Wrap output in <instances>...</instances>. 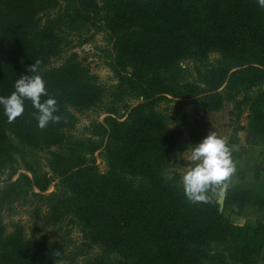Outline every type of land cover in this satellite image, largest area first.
<instances>
[{
	"label": "trees",
	"instance_id": "1",
	"mask_svg": "<svg viewBox=\"0 0 264 264\" xmlns=\"http://www.w3.org/2000/svg\"><path fill=\"white\" fill-rule=\"evenodd\" d=\"M91 30L109 36L114 72L147 102L125 121L108 117L96 126L107 136L105 173L87 158L94 142L65 132L74 119L70 109L94 108L104 90L75 54L58 67L50 63L69 38ZM212 55L218 57L214 62ZM36 61L33 74L42 76L48 93L41 102L54 98L60 120L41 129L30 100L12 121L0 106V158L12 150L11 139L39 151L54 149L48 167L60 183L45 195L51 177L41 186L42 179L32 183L20 177L29 189L39 188L38 197L49 209L45 222L34 224L29 234L20 225L7 232L0 220V264H63L79 256H88L83 264H257L264 259V224L233 225L213 197L217 188L209 189V202L192 203L183 186L164 178L162 167L176 134L150 109L166 96L200 97L206 107L216 108L220 89L249 91L263 84L259 0H0V97L9 96L21 76L31 75L27 69ZM186 61L199 65V83L173 81L172 72ZM251 108L264 113V91ZM67 219L81 227L83 240L69 252L65 241L56 243L45 231ZM95 248L100 253L89 257Z\"/></svg>",
	"mask_w": 264,
	"mask_h": 264
},
{
	"label": "rangeland",
	"instance_id": "2",
	"mask_svg": "<svg viewBox=\"0 0 264 264\" xmlns=\"http://www.w3.org/2000/svg\"><path fill=\"white\" fill-rule=\"evenodd\" d=\"M109 39L104 31L95 30H91L82 38H69L70 44L62 49L58 58H53L50 62L51 67H58L72 53L75 54L76 61L83 63L96 85L104 90L102 99L94 108L83 111L70 109L74 119L65 130L66 135L79 139L89 138L94 142L92 146H96V149L91 155L87 154V158L93 160L100 173H105L107 169L104 159L107 136L96 126L105 124L108 117L125 121L132 109L147 103L138 90L131 89L123 80L125 86L121 84L122 76L112 68ZM217 58L216 55H212L209 61L214 62ZM198 66L197 63L187 61L179 63L171 74L173 81L179 84L199 83L196 71ZM263 91L264 83L249 91L222 88L219 90L221 102L216 108L206 107L200 97L181 100L166 96L153 101L150 105L151 111L164 119L169 129L176 134L171 151L162 167L164 178L172 185L182 187V177L192 166L187 154L183 153L190 145L194 146L202 141L211 131L224 138L228 145L233 143L241 128L240 124L257 111L251 107L256 97ZM11 141L12 150L0 158V220L7 232H12L15 226L20 225L26 234H29L34 224L41 226L45 222L42 221V217L48 212L49 207L47 202L39 199L38 196L41 194L39 188L33 185L32 189H29L28 184L20 177L26 176L32 183L35 179H42L40 186L51 177L45 195L54 193L60 180L52 178L48 167L49 154L54 149L39 151L20 145L15 139ZM13 183L20 185L16 189L8 188ZM80 228L77 224H68L67 219L61 225L48 227L45 231L54 242L65 241L64 245L69 252L80 247L83 241ZM96 253L99 254L100 250L95 248L89 257H94ZM87 258L88 256H79L74 262L63 264H83Z\"/></svg>",
	"mask_w": 264,
	"mask_h": 264
},
{
	"label": "clouds",
	"instance_id": "3",
	"mask_svg": "<svg viewBox=\"0 0 264 264\" xmlns=\"http://www.w3.org/2000/svg\"><path fill=\"white\" fill-rule=\"evenodd\" d=\"M264 7V0H259ZM39 61L27 69L31 75H23L14 84V91L7 97H0V106L3 107L9 121L20 117L25 111V101L30 100L37 110L38 127L45 128L49 122H59L56 115L57 101L48 98L41 102L42 96H47L46 82L38 73ZM187 154L192 166L182 177V186L186 198L192 203H207L210 188L227 190V181L235 171L232 160V149L227 141L211 131L202 141L190 145L183 154ZM59 255V252H57Z\"/></svg>",
	"mask_w": 264,
	"mask_h": 264
},
{
	"label": "crops",
	"instance_id": "4",
	"mask_svg": "<svg viewBox=\"0 0 264 264\" xmlns=\"http://www.w3.org/2000/svg\"><path fill=\"white\" fill-rule=\"evenodd\" d=\"M240 126L228 145L235 171L226 182L227 190L216 189L213 197L233 225L264 224V114L254 111ZM257 264H264V259Z\"/></svg>",
	"mask_w": 264,
	"mask_h": 264
},
{
	"label": "water",
	"instance_id": "5",
	"mask_svg": "<svg viewBox=\"0 0 264 264\" xmlns=\"http://www.w3.org/2000/svg\"><path fill=\"white\" fill-rule=\"evenodd\" d=\"M217 204L220 206V203L219 202ZM220 209H221V207H220Z\"/></svg>",
	"mask_w": 264,
	"mask_h": 264
}]
</instances>
